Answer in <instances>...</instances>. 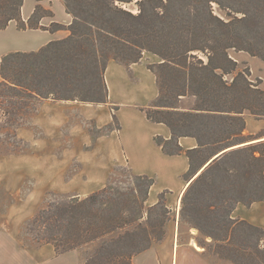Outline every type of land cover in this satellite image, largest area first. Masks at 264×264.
<instances>
[{"label":"trees","instance_id":"obj_1","mask_svg":"<svg viewBox=\"0 0 264 264\" xmlns=\"http://www.w3.org/2000/svg\"><path fill=\"white\" fill-rule=\"evenodd\" d=\"M23 2L0 0V29L7 28L11 21H17L20 29L35 26L32 21L28 26L23 22ZM63 2L73 16L70 36L38 52L5 55L0 61V98L27 109H31L30 102L50 99L51 95L58 101L92 102L91 96L78 95L71 89L78 77L68 74L71 65L76 70L80 64L83 66L85 46L96 45L97 35L112 41V46L95 53L120 64L127 65L119 58L120 46L138 51L128 64L139 63L145 50L155 54L161 62L148 69L156 75L159 97L146 113L150 121L163 123L172 132L171 140L157 137L155 142L167 155L183 153L177 143L179 137H193L198 142L197 149L186 152L193 179L182 195L181 221L212 239L206 249L220 260L264 264V230L232 216L239 204L250 207L264 202V147L259 150L257 145L263 144L245 141L247 115L264 119V87L262 80L256 86L248 80L249 73L238 72L237 62L229 54L230 50L243 51L264 59V0H137V16L122 8L131 0ZM214 5L226 18L215 13ZM129 17L137 20V41L132 40L134 27ZM80 27L88 31L83 33ZM61 29L63 26L58 24L50 28ZM28 58L37 62L29 64ZM229 76L233 78L229 80ZM103 82L106 100L95 102L107 103L108 89ZM187 97L196 99L195 107L182 111L179 104ZM151 110L163 118H157ZM8 113L13 119L14 112ZM137 177L147 182L149 196L154 179ZM121 195L107 186L85 200L74 198L68 204H51L31 221L29 231L36 235L37 244L52 245L60 256L121 228V216L110 231L105 222L87 223L82 217L91 204ZM166 195L161 193L158 202L148 209L153 218H148L151 230L144 232L143 243L137 246L132 233L120 235L102 245L86 264H133L134 256L150 249L153 242L163 241L172 214ZM126 240L132 241L130 252L121 246ZM111 246L117 250L109 255Z\"/></svg>","mask_w":264,"mask_h":264},{"label":"rangeland","instance_id":"obj_2","mask_svg":"<svg viewBox=\"0 0 264 264\" xmlns=\"http://www.w3.org/2000/svg\"><path fill=\"white\" fill-rule=\"evenodd\" d=\"M122 8L133 16L139 13L137 0H131ZM213 9L218 16L226 18L225 13L217 5H214ZM58 13L64 12L61 9ZM127 19L134 27L131 34L132 40L137 41V20L130 17ZM80 29L83 33L88 31L83 27ZM97 37L96 45L85 46L87 52L83 57V66L80 64L76 70L71 65L68 74L72 78L75 74L78 77L76 81H72L71 89L78 95L91 96L92 102L81 101V99L58 101L51 95L50 99L30 102L31 109H27L23 105L11 104V100L0 98V226L12 232L15 242L22 248L41 247L35 241L36 235L29 231V225L40 211L47 209L51 204H68L74 198L85 200L107 186H112L123 194L108 201L91 204L90 209L84 212L85 216H82L87 223L103 224L105 222L106 227L109 225V231L115 219L121 216L123 226L112 233L109 232L106 236L62 254L70 253L66 259L63 258L62 264H86L102 245L117 240L120 235L126 233L134 234L136 236L134 241L137 239V246L140 245L144 242V232L151 230L148 218H153L148 215L150 203L146 202L142 208L143 201L148 198L146 181L139 180L125 165L114 166L106 174L105 179L102 176L101 169L104 166L101 160L102 151L110 148L108 136L118 125L115 121L110 126L99 127L89 118L93 107L105 105L95 100H106L104 69L110 61H115L95 53V50L112 46V41L99 35ZM120 48L119 58L130 65L129 59L135 57L138 51H126L123 46ZM229 54L237 62L238 72L249 73L248 80L256 86H259L257 81L262 80L261 88L264 87V59L243 51L230 50ZM96 60H98L97 67H94ZM26 62L33 64L37 62V59L28 58ZM140 62H145L149 66L159 64L161 59L145 50ZM232 78L233 76L228 77L229 80ZM92 86L94 90L90 91ZM15 100L21 102L19 99ZM46 102L74 103L83 107L84 110H74L73 113L66 109H42L41 106ZM195 103V98L187 97L179 106L183 109L182 111H187L194 108ZM18 106L22 107L18 108ZM10 111L14 112L13 119L8 113ZM151 111L157 118H163L155 114V110ZM249 140L247 138L245 141ZM256 148L260 150L263 146L257 145ZM94 150L95 153L92 155L90 152ZM150 201H153V193ZM181 203L180 208L177 207L175 211L171 209V220L165 225L166 235L175 236V240L179 242L187 235L191 237L190 232L195 229L181 221ZM196 237L197 242L205 246V249L212 243V239L203 236L199 231ZM131 243L132 241L126 240L121 246L126 252H130ZM155 243L158 242H153L152 246ZM108 250L110 255V253H116L117 249L111 246ZM206 251L209 253L207 249ZM136 257L137 255L133 257V261ZM214 258L217 263V257L214 256ZM228 264L232 263L228 262Z\"/></svg>","mask_w":264,"mask_h":264},{"label":"crops","instance_id":"obj_3","mask_svg":"<svg viewBox=\"0 0 264 264\" xmlns=\"http://www.w3.org/2000/svg\"><path fill=\"white\" fill-rule=\"evenodd\" d=\"M61 9L63 14L58 13ZM21 17L27 26L31 21L35 26L20 29L17 21H11L7 28L0 29V61L10 53L38 52L50 43L70 36L68 28L73 23V17L62 0H24ZM55 24L63 26V29L51 31ZM104 79L108 89L107 103L93 107L89 117L99 127L110 126L115 121L118 125L108 136L110 148L102 151L103 178L114 166L125 165L135 176L154 179L147 203L155 205L159 195L167 192V205L175 211L180 208L182 195L193 179L189 175L191 163L186 152L197 149V140L179 137L177 143L183 149L179 155L165 154L155 142L157 137L171 140L172 132L167 125L152 122L147 117V109L159 97V88L156 75L145 62L124 65L110 61ZM41 108L66 109L69 112L84 110L77 104L60 102H46ZM246 122L248 142L254 141L264 147V119L257 120L247 115ZM95 150L90 153L94 155ZM232 216L264 230V202H256L250 207L239 204ZM197 232L191 230V237L187 235L180 242L175 240V236L167 234L163 241L138 254L133 264H228L219 258L216 263L214 255L197 242ZM68 254L57 256L51 245L22 248L15 242L12 232L0 226V264H62Z\"/></svg>","mask_w":264,"mask_h":264},{"label":"bare ground","instance_id":"obj_4","mask_svg":"<svg viewBox=\"0 0 264 264\" xmlns=\"http://www.w3.org/2000/svg\"><path fill=\"white\" fill-rule=\"evenodd\" d=\"M189 184H190V183H189ZM189 184H188V186H189ZM188 186H187V187H188Z\"/></svg>","mask_w":264,"mask_h":264}]
</instances>
